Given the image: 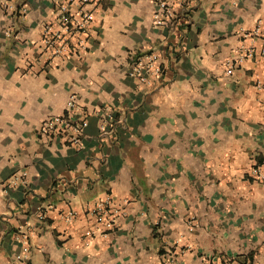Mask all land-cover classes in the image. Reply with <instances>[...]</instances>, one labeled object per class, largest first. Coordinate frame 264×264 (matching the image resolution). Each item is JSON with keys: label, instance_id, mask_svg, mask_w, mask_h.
I'll list each match as a JSON object with an SVG mask.
<instances>
[{"label": "crops", "instance_id": "crops-1", "mask_svg": "<svg viewBox=\"0 0 264 264\" xmlns=\"http://www.w3.org/2000/svg\"><path fill=\"white\" fill-rule=\"evenodd\" d=\"M61 1L0 0V264H264V57L234 64L264 0H169L161 25L155 0H101L87 53L46 64ZM149 53L153 88L127 74ZM72 95L78 147L38 133ZM106 197L121 214L86 244Z\"/></svg>", "mask_w": 264, "mask_h": 264}, {"label": "built area", "instance_id": "built-area-1", "mask_svg": "<svg viewBox=\"0 0 264 264\" xmlns=\"http://www.w3.org/2000/svg\"><path fill=\"white\" fill-rule=\"evenodd\" d=\"M101 0H63L54 7L51 20L44 22L40 32V49L46 64H52L55 60L70 61L82 58L89 49V43L93 36L94 9ZM169 0H155L157 11L154 15V23L161 25L166 19L172 16L169 7ZM244 38L251 41H260L261 46L256 49L249 46L242 49L234 64L241 66L246 60H252L256 55L264 57V22L258 21L249 32L244 34ZM127 74L130 77L138 78L144 87L153 88L163 79L164 70L158 62L155 53L142 56H132L129 54L127 62ZM74 96H70L65 113L55 115L43 122L38 133L45 138L63 137L73 147L80 146L83 131L87 127V121L77 120L75 115L77 107ZM249 175L254 180H264L259 167H252ZM121 214V210L116 206L110 197L97 200L87 205L85 215L92 219V226L84 231V239L87 244L96 235L104 236L112 232ZM77 217V213L69 210L63 215L65 222L70 223ZM40 221L44 220L43 215H39ZM23 245V258L28 254V235L20 234L18 238ZM227 264H241L239 262H228Z\"/></svg>", "mask_w": 264, "mask_h": 264}]
</instances>
